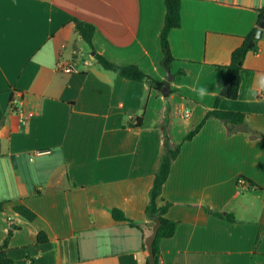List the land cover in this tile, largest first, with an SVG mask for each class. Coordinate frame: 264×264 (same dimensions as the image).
Wrapping results in <instances>:
<instances>
[{
	"label": "crops",
	"instance_id": "obj_1",
	"mask_svg": "<svg viewBox=\"0 0 264 264\" xmlns=\"http://www.w3.org/2000/svg\"><path fill=\"white\" fill-rule=\"evenodd\" d=\"M262 10L264 0H182L165 97L163 0H0V202L11 203L0 212V244L16 226L8 247L15 264L149 263L145 212L164 133L174 148L214 109L225 67L258 31ZM75 19L96 27L97 53L163 86L103 69ZM256 40L238 99L221 97L218 109L246 114L261 136L230 135L211 118L183 145L159 200L179 223L159 245L161 264H264V35ZM69 65L75 72L62 70ZM21 204L35 221L13 211ZM113 209L136 227L116 221ZM42 231L48 243L38 242Z\"/></svg>",
	"mask_w": 264,
	"mask_h": 264
},
{
	"label": "trees",
	"instance_id": "obj_2",
	"mask_svg": "<svg viewBox=\"0 0 264 264\" xmlns=\"http://www.w3.org/2000/svg\"><path fill=\"white\" fill-rule=\"evenodd\" d=\"M166 7V16H165V23L164 27L161 32L160 41L161 47L164 53V57L166 61V65L171 68L172 62L174 61L171 49H170V41L169 35L170 33L181 27L182 24V0H163ZM264 14V10H262ZM74 22L76 23V34H78L84 42H86L92 51L95 52V59L97 62L102 66L103 69L110 71L117 76L128 79L134 82H147L152 90L160 89L163 84L157 82L150 76L146 75L138 66L131 65V66H118L108 59H105L104 56L97 53L95 46H94V37L96 34V27L90 23L83 22L80 20L75 19ZM257 31L255 30L252 32L244 41L242 46L236 49L232 53L231 63L225 67L228 77L227 81H231V86L228 91L227 99L229 100H237L240 92L241 86V75L243 71L244 60L250 51L256 50V35ZM254 42V43H252ZM264 93V92H263ZM222 98L218 97L216 101V105L213 110L209 111L202 121L185 137L182 143L178 144L174 148L169 145L170 137L167 131L164 133L165 137V148L160 160V164L158 170L155 174L154 182L152 188L149 193V202L146 208V216L150 220V224L154 226L155 219H159L161 222V226L159 228L158 236L154 243V253H155V262L156 264H161V252L160 250V243L164 239H170L174 237L177 231V227L179 225L178 222L170 219L168 217V212L172 206L170 202H166L163 205H159V200L162 198V193L164 189L165 183L168 181L167 179L170 176L172 165L174 161L178 158L181 153L182 147L185 143L192 141L204 128L207 121L211 118L218 119L222 121L227 129L228 133L232 135L236 133L238 130L237 128H241L242 131L251 135L252 139H256L261 135L252 131L246 124V114L240 112H233V111H224L219 108V102ZM5 115L0 105V127L4 124ZM1 151V145H0ZM1 156V152H0ZM253 186L260 189L255 183L251 182ZM11 203H1L0 202V212H5L7 207L10 206ZM13 211L18 213L25 219L30 222H33L37 219V215L27 208L24 205H17L13 206ZM210 214L216 215L222 219H225L229 222H235V217L232 214H221L217 211H212L210 209L207 210ZM113 218L116 221L120 222H127L131 227H136L131 220H129L125 214L117 209H113L111 211ZM17 229L16 226H11L8 231V237L4 241V243L0 244V264H15V262L9 257V240L11 239L14 231ZM48 236L45 232H40L38 234V242L40 244L48 243ZM258 239V244H259ZM144 249L147 250V246L144 244ZM149 264V263H148Z\"/></svg>",
	"mask_w": 264,
	"mask_h": 264
},
{
	"label": "water",
	"instance_id": "obj_3",
	"mask_svg": "<svg viewBox=\"0 0 264 264\" xmlns=\"http://www.w3.org/2000/svg\"><path fill=\"white\" fill-rule=\"evenodd\" d=\"M264 35V15L262 16L259 25H258V31L255 35V39H261ZM253 43V42H252ZM93 55L95 53L93 52ZM163 66L166 70V92L164 93V96L167 97L169 95V83L173 80V74L170 70V68L166 65V61L163 62ZM231 86V81H227L226 85L223 87V89L220 92L221 97H227L229 88ZM161 226L160 220L157 218L155 219V224L153 227L152 235L148 238L146 241L147 251L149 253V264H156L155 262V253H154V243L158 236L159 228Z\"/></svg>",
	"mask_w": 264,
	"mask_h": 264
},
{
	"label": "built area",
	"instance_id": "obj_4",
	"mask_svg": "<svg viewBox=\"0 0 264 264\" xmlns=\"http://www.w3.org/2000/svg\"><path fill=\"white\" fill-rule=\"evenodd\" d=\"M62 70L65 71V72H68V73L75 72L74 67L73 66H70V65L69 66L62 67ZM12 102H13L14 105H15V103L17 105L18 100H13ZM185 116L188 117L189 115L186 114ZM49 152L50 151H38V152H35L36 153L35 155H38V156H40V155H46V153L49 154Z\"/></svg>",
	"mask_w": 264,
	"mask_h": 264
},
{
	"label": "rangeland",
	"instance_id": "obj_5",
	"mask_svg": "<svg viewBox=\"0 0 264 264\" xmlns=\"http://www.w3.org/2000/svg\"><path fill=\"white\" fill-rule=\"evenodd\" d=\"M87 47V50L89 51V47L88 46H86ZM165 69V68H164ZM166 71V70H165ZM183 120V119H182ZM187 122H189V121H187ZM184 123H186V121L184 122Z\"/></svg>",
	"mask_w": 264,
	"mask_h": 264
},
{
	"label": "clouds",
	"instance_id": "obj_6",
	"mask_svg": "<svg viewBox=\"0 0 264 264\" xmlns=\"http://www.w3.org/2000/svg\"><path fill=\"white\" fill-rule=\"evenodd\" d=\"M203 94V93H202Z\"/></svg>",
	"mask_w": 264,
	"mask_h": 264
}]
</instances>
